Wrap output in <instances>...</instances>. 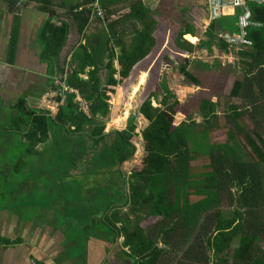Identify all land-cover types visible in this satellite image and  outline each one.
<instances>
[{"label":"crops","instance_id":"1","mask_svg":"<svg viewBox=\"0 0 264 264\" xmlns=\"http://www.w3.org/2000/svg\"><path fill=\"white\" fill-rule=\"evenodd\" d=\"M205 1L201 15L202 18L206 15L208 20L209 9ZM15 2L17 5L12 10L9 0H0V147H5L0 150V264H132L130 257L126 256L127 249L123 247L121 223L111 224L105 216L106 214L109 217L115 209L121 211V217L124 218V212L128 210L122 206L119 194L112 195V181L115 184L118 182L113 178L111 170L103 166L101 171L95 172V161L92 158L96 159V155L90 154L87 159L92 161L85 162L82 170L79 164L69 171L64 170L65 173L56 170V181L47 173L45 165H42V174L32 175L31 164L46 162L48 154L43 155L42 152L33 155L31 142L23 139L24 137L20 138L21 131L27 130L23 126L25 119L20 120L18 117L25 113V109L20 110L21 101L41 113L54 117L60 107L66 104L68 95L75 94L76 101L80 103V110L89 115L87 106L82 102L83 97L75 88L67 85L68 76L79 73L80 79L84 80L87 78L85 73L90 68L99 66L101 83L106 85L105 95L109 99L110 112L104 125V133L125 131L130 125L131 116H138L136 135L132 140L137 146V154L121 166L122 175L128 177L129 174L145 167L144 160L148 152L166 156H172L174 153L166 146L144 140L142 132L147 121L140 112L144 103L151 100L153 107H161L164 112L169 110L173 127H176L189 117L187 114L183 118L178 117L179 99L176 92H186L191 85L200 86L207 75H210L209 83L201 85V90L207 96L199 100L196 109L203 101L216 105L217 117L208 136L210 143L219 146L225 142H211V135L217 133L221 115L233 117L238 114V123L248 130V125L252 123L250 109L253 107L262 112L257 121V130L264 127V49L262 53L257 54L258 59L245 60L239 52L252 55V42L251 45H231L218 38L222 33L239 34L236 10L222 16L231 19L229 21L234 24L232 31H224L220 27L219 30L210 32L212 22L207 21L197 24L198 29L201 28L202 31L197 34L194 30L197 26L183 23L175 37V43H172L173 49L169 45L172 36L168 35L167 38L166 32L160 47L157 48L156 14L165 2L167 7L173 10L177 0ZM199 4H202V1H199ZM186 11L187 9H183V12ZM150 22L153 26L147 34L150 47L148 55L136 63L127 75H122L118 55L123 47L129 49L135 45L136 33L138 30H144ZM178 35L192 46V52L189 46L178 39ZM189 37L195 41H191ZM219 41L229 46H223ZM166 46L169 47L168 53L175 55L174 52L177 51L175 56L182 57L174 61V70L183 78L177 85V91L169 86V80L162 74L158 55H153V52H160ZM111 52L114 53V58L111 59L110 66L114 68L115 73L112 79L108 77L105 82V76L108 74V55ZM219 61L234 66V75L229 74L232 80L228 97L210 93L211 86L216 85L222 77L217 70V67L221 66ZM184 64L192 79L180 71ZM168 68L172 70L169 65ZM260 68L263 69L262 72ZM250 78L252 80L249 83L247 80ZM147 82L154 83L156 91L144 94L145 99L141 100L139 108L130 113L131 103L144 91L143 83ZM260 86L263 87L262 94ZM137 87H140V90L135 94ZM157 91L162 94L159 95ZM252 92L258 97L253 103ZM124 94L131 95L132 100L122 108L120 101L124 99ZM166 101L168 105H164ZM244 116H249L250 120H243ZM118 119L121 120L117 121ZM231 127L232 124L228 126V130ZM220 131L222 130H218ZM36 149L42 151L44 145L39 144ZM141 152L144 153L142 165L133 169L134 161ZM12 153H15V156L12 157ZM205 160L207 161V157L191 160L192 177L197 176V171H202V165L194 166L192 162ZM22 164L24 173L20 177L24 178V182L23 186L18 187V168ZM125 164H129L127 169L124 168ZM82 171L85 174H82ZM118 177L121 184L115 185L114 192L124 191L122 177ZM10 181L11 185L8 187ZM86 184L88 186L85 187ZM82 193L87 195L85 203L80 199ZM95 193L105 194L104 204L108 205V210L100 213L97 219L80 220L79 224V209L82 206L94 205ZM64 195H67L66 201L71 204H65ZM113 197L117 203L111 204ZM190 200L196 201L194 197ZM65 210L71 211L66 217Z\"/></svg>","mask_w":264,"mask_h":264},{"label":"trees","instance_id":"2","mask_svg":"<svg viewBox=\"0 0 264 264\" xmlns=\"http://www.w3.org/2000/svg\"><path fill=\"white\" fill-rule=\"evenodd\" d=\"M16 5L15 0H9L12 10ZM247 6L251 21L261 26L246 28V37L252 42L254 53L239 54L245 60H256L257 54L264 49V4L250 3ZM239 13L236 10V18ZM229 20L222 17L213 21L210 32L220 27L224 31H232L234 24ZM152 26L150 22L144 30H138L137 45L135 42L129 49L123 47L118 55L122 75H127L148 55L147 34ZM181 41L192 52V46L183 39ZM112 58L113 52L108 55L105 82L115 73L110 66ZM185 69L186 64L180 71L192 79ZM100 70L99 66L90 68L84 72L87 77L84 80L80 79L79 73L68 76L67 85L83 97L82 102L89 115L80 110L75 94L68 95L66 104L54 117L21 101L20 110L25 109V113L18 117L25 119V125H22L27 130L21 131L20 138L31 142L33 155L48 154L45 166L51 178L56 181V170L69 171L77 164L82 170L85 162L92 160L95 161V172L106 166L113 175L122 177L124 191L114 192L117 184L112 181L111 192L112 195L119 194L122 206L128 210L124 212V218L121 211L115 209L109 217L105 216L111 224L121 223L123 247L127 249L126 256L130 257L132 264H264V246L261 245L264 244V127L256 130L262 112L253 107L250 109L251 121H256L253 122L255 137L240 126L238 114L228 116L233 127L227 132V141L216 146L208 139L217 117L215 104L203 101L194 115L190 114L187 121L173 127L172 117L161 107H153L152 101L148 100L140 109L141 116L147 121L143 138L146 142L166 146L174 153L166 156L148 152L141 171L123 176L122 164L137 154V146L132 140L136 135L138 116H131L127 130L104 133L110 112ZM252 78L247 81L250 83ZM193 82L197 83L196 80ZM139 90L137 87L135 94ZM262 93L263 87L260 86ZM252 94L251 103L258 99L255 92ZM39 144L44 145L42 151L36 149ZM90 154L96 155V159H87ZM198 157H207L209 164L203 165L202 171H197V176L192 177L190 162ZM30 169L32 175L42 174V165L38 162H33ZM18 173L19 187L24 182L20 177L24 173L23 164ZM82 174L85 173L82 171ZM93 196L94 205L78 208L79 224L80 220L97 219L100 213L108 210V205L104 204L105 194L95 193ZM191 197L196 201L191 202ZM66 199L67 195H64L65 204H71ZM80 199L82 203L87 202V195L82 193ZM110 202L117 203L114 197ZM70 213V210H65V217Z\"/></svg>","mask_w":264,"mask_h":264},{"label":"rangeland","instance_id":"3","mask_svg":"<svg viewBox=\"0 0 264 264\" xmlns=\"http://www.w3.org/2000/svg\"><path fill=\"white\" fill-rule=\"evenodd\" d=\"M199 1H202V4H199ZM205 3H206V1H205ZM203 4H204V0H177V2L175 3V7L172 10L171 7H167L166 2L162 3L161 7L159 9V13L156 14V16H158V20H157L158 24L156 27V29L158 30V33H156L157 37H158L157 48L160 47V45L162 43V37H163V34L165 32L167 33V35H166L167 38L169 37L168 35L172 36L170 41H169L170 42L169 45L171 48L174 49V47H172V43H175V40H176L175 37L179 31V28L182 26L183 23H190V25L192 27H195L200 22H207L208 21L207 16L205 15V17L202 18V15H201V14H203L202 13V10L204 8ZM183 9H185V10L187 9V11L183 12ZM200 29H198V26H197V28L195 27L194 30H196L197 34H199L200 32H202ZM165 45H167V41H166ZM167 48H169V47L166 46V48L161 49L160 52L155 51V52H153L154 53L153 55H158L157 59L160 62V70H161L162 74H164L165 78L167 80H169V86L171 88H175V91H177V85L179 84V82L181 80H183V78L181 76H179V74L174 70V68H175L174 67V61L175 60L177 61L178 58L182 59V57L175 56L177 51L174 52L175 55L172 53H168ZM212 55H213V53H212ZM198 57H200V56L198 55ZM219 62L221 64V66L217 67V70H218L219 74L222 75V77L218 80L216 85L211 86L210 93H211V95H218L220 97H228L229 96L228 95L229 94V88H230L229 86L231 84L230 80H232V77H229V74L234 75V66L232 64H225L221 61H219ZM168 65L172 67V70H170V68H168ZM209 77H210V75H207L205 78H203L201 85L208 84L210 81ZM201 85L198 87H193V85H191L189 90H187L186 92H183V93H177L176 92V97H177V99H179V101H177L178 102L177 110L179 112L178 113L179 118H183L186 114L190 115L192 113L194 115V112L197 110L196 107L199 103V100L202 97L207 96L201 90ZM143 86H145L144 91L141 92L140 94H138V96L136 98H134V101L132 103H131V100H132L131 95L124 94V99L120 101V105L122 106V108L125 107L128 103H131L132 109H131L130 113L134 112V111L136 112V110L140 106L141 100L145 99L144 94L148 93V91H156L155 90L156 86L154 83H151V82L143 83ZM157 93L159 95L162 94L161 91H157ZM222 101H224V100H222ZM225 107H227V106H225ZM165 113L167 115H169L168 113H170V111L166 110ZM244 119L250 120L249 116L248 117L244 116L243 120ZM231 124H232V122L228 118V116L221 115L219 122H218L219 126L216 130L217 133L215 135H211V142H219L220 143V142L227 141V135H225V134H227L228 126ZM215 125H217V123H215ZM248 127H247V129L253 134L255 131V127H253V122L250 123V125H248ZM218 130H222V131L218 132ZM254 137H255V135H254ZM4 148L5 147H0V150H3ZM0 153H2V152H0ZM13 156H15V153H12V157ZM143 156H144L143 152L139 153L138 157L134 161V168L133 169L139 168L142 165L141 161H142ZM193 164H194V166H200V165L203 166V165L209 164V163H208V161L205 160V161H200V162H192V165ZM39 165H45V162L42 161L41 163H39ZM128 167H129V164H125L124 168L127 169ZM113 178L117 179L118 185L121 184V180L118 177V175H113ZM10 185H11V181L8 183V187H10ZM236 243H237V240L234 241V244H236ZM234 244H232V247H235ZM261 245L264 246V244H261Z\"/></svg>","mask_w":264,"mask_h":264},{"label":"built area","instance_id":"4","mask_svg":"<svg viewBox=\"0 0 264 264\" xmlns=\"http://www.w3.org/2000/svg\"><path fill=\"white\" fill-rule=\"evenodd\" d=\"M250 3L260 5L264 4V0H206L209 9V22H213L222 16L229 15L230 11H240L237 18L239 34L231 35L222 33L218 35L219 39L231 45H251V41L246 37V28L251 26L259 27L261 25L251 21V14L247 6Z\"/></svg>","mask_w":264,"mask_h":264}]
</instances>
